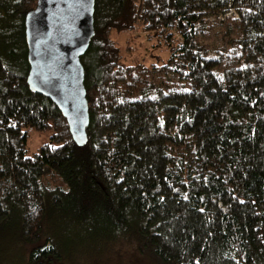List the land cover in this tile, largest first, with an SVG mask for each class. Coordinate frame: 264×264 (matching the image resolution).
<instances>
[{
	"label": "trees",
	"instance_id": "trees-1",
	"mask_svg": "<svg viewBox=\"0 0 264 264\" xmlns=\"http://www.w3.org/2000/svg\"><path fill=\"white\" fill-rule=\"evenodd\" d=\"M37 2L0 0V264L127 247L160 264H264V0H96L83 146L28 84ZM210 21L236 31L215 53ZM125 33L146 34L152 58ZM30 128L53 131L33 155Z\"/></svg>",
	"mask_w": 264,
	"mask_h": 264
},
{
	"label": "water",
	"instance_id": "water-1",
	"mask_svg": "<svg viewBox=\"0 0 264 264\" xmlns=\"http://www.w3.org/2000/svg\"><path fill=\"white\" fill-rule=\"evenodd\" d=\"M95 2L38 0L25 19L28 84L60 109L79 146L88 141L90 114L82 57L95 35Z\"/></svg>",
	"mask_w": 264,
	"mask_h": 264
},
{
	"label": "rangeland",
	"instance_id": "rangeland-1",
	"mask_svg": "<svg viewBox=\"0 0 264 264\" xmlns=\"http://www.w3.org/2000/svg\"><path fill=\"white\" fill-rule=\"evenodd\" d=\"M225 26L218 24L215 21H210L207 25L206 31L201 34V40L207 46L208 50L212 53L220 50L222 46L227 45V40L229 37L235 35L236 31L233 34L229 35L226 32ZM125 37L123 41L130 36L129 43L134 47L133 53L135 58L149 57L152 58V54L150 51V44L146 38V34H141L140 36H131L128 33H125ZM141 40L147 44V48H141L140 42ZM122 41V42H123ZM128 43L122 44V50H126ZM126 53L129 50L125 51ZM153 54L156 52L155 49H152ZM164 57L167 58V53L163 54ZM52 129L46 130H37L30 128L29 129V137L28 143L26 145L27 153L29 155H33L38 152L41 146L47 142L53 141L51 138ZM61 178L59 176L53 177L51 174H48L44 177L43 181L46 184H55L61 182ZM9 236V233H6L5 239ZM2 237H0V240ZM129 248V249H128ZM13 257H11L12 259ZM5 259H10V255L6 256ZM8 264H14L12 261ZM17 264V263H15ZM90 264H160L155 261L154 257L148 253V250L145 249L143 251L136 250L131 247H127L126 250L123 251H108L104 250L103 253L98 252L95 256L92 257V261Z\"/></svg>",
	"mask_w": 264,
	"mask_h": 264
},
{
	"label": "bare ground",
	"instance_id": "bare-ground-1",
	"mask_svg": "<svg viewBox=\"0 0 264 264\" xmlns=\"http://www.w3.org/2000/svg\"><path fill=\"white\" fill-rule=\"evenodd\" d=\"M26 28V27H25Z\"/></svg>",
	"mask_w": 264,
	"mask_h": 264
}]
</instances>
